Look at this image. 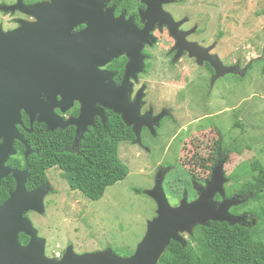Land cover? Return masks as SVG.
Listing matches in <instances>:
<instances>
[{"label":"water","instance_id":"1","mask_svg":"<svg viewBox=\"0 0 264 264\" xmlns=\"http://www.w3.org/2000/svg\"><path fill=\"white\" fill-rule=\"evenodd\" d=\"M50 1L27 7L22 0H17L13 7L2 9H19L29 15H38L39 25L34 31L39 34L24 35L21 28L6 33L0 31V184L8 175L15 181L14 190L0 205V264H157L171 241L185 247L186 237L183 234L191 236L198 225L208 226L210 222L239 224L240 217L229 212L231 206L239 204L236 198L223 199L220 203L213 200L216 193L223 195L225 183L222 168L218 166L211 180L199 190L197 200L188 202L184 193L179 205L174 208L169 206L166 199L163 177H157L153 189L148 193L157 204V216L147 224L145 235L131 256L119 257L111 249L78 255L71 247L60 258L45 256L46 242L37 236L26 214L44 212L43 196L47 192L46 188L28 191L27 169L7 165L9 158L16 155L15 142L24 146L25 159L33 153L18 130L19 127L24 128L22 113L29 121V128L25 129L27 133L32 131L34 122L46 125L48 131L73 126L76 145L88 127L94 125L95 117H100L105 125V111L109 110L121 116L123 123L132 128L135 141L140 142L141 128L153 130L162 116L158 119L139 116L140 98L133 104L127 102V76L122 85L116 87L111 74L98 70V67L117 58L125 50L130 59L126 66L127 75L142 71L141 49L137 46L132 52L135 49L134 42L147 41L148 32L155 22L168 27L170 34L177 40L180 53L187 51L198 63L206 61L210 64L214 70L212 82L224 75L234 74L237 68L226 67L216 54H208L215 45L201 48L194 43L189 46L181 43L183 35L177 27L183 21L175 23L171 15L161 8L162 4L173 0H144L147 8L140 16L142 21L147 22L139 37L134 39L133 34L126 32L132 21H124L123 15L114 18L112 8L103 15V0ZM85 23V30L74 36L69 35L73 26ZM57 39H62L60 45L56 44ZM58 47L61 50L54 51ZM77 65H82L84 70L79 80L74 69ZM75 101L80 103L77 117L63 121L54 112L59 109L65 113ZM19 234L29 238L26 245L20 244Z\"/></svg>","mask_w":264,"mask_h":264},{"label":"rangeland","instance_id":"2","mask_svg":"<svg viewBox=\"0 0 264 264\" xmlns=\"http://www.w3.org/2000/svg\"><path fill=\"white\" fill-rule=\"evenodd\" d=\"M26 1L29 0H22V3L27 7L51 2L42 0L26 4ZM16 2L17 0H0L2 12L0 21L6 26H11L13 20L18 18L17 23L20 26L16 29L21 28L22 34L32 32L35 25L22 20L21 14L36 21L38 15H29L19 9L2 10L13 7ZM175 2L177 5H169L166 9L175 18L185 19L186 24L183 25L185 31H179L183 35L182 44L189 46L194 43L204 48L203 46L217 41L213 52L218 58L221 57L225 65L234 64L238 59L241 66L247 65L242 71V76L227 74L225 78L220 79L215 84L210 98H196L193 92L187 94L193 101L211 102L210 115L215 121H225L227 125L237 122L239 111H244L246 119H242V129L234 128L232 135L228 136L229 139L235 135L243 139V142L238 144L241 153L232 156L228 171L242 161L246 162L239 171H247L248 163L254 160L264 166V0H175ZM171 36L174 38L172 34ZM175 41L177 47V40ZM146 43L149 47L154 45L155 37L152 36ZM170 43L171 41L163 35L158 45L150 49L151 58L148 62L150 67L147 74L142 76V80L148 84L149 101L155 111L163 105L162 103L175 101V93L182 87H187L188 92H191V88L197 82L195 77L203 74L192 60L196 58L190 56L182 57L176 65L168 64L164 50ZM184 52L188 54L187 51ZM179 58L178 51L175 60ZM258 58L262 60L254 62ZM141 62L144 65L143 60ZM196 62L198 63V60ZM224 88L229 90L226 95L227 98L230 97L229 100L225 98V101L232 103L234 108L232 113L237 112V116L231 117L229 113H222L224 106L221 104V97ZM166 107H169V104ZM163 114L164 112L159 113L154 119L163 117ZM188 121L186 116L181 122L179 118L164 121L158 127L154 126L153 130L148 127L140 130V142L134 140L120 143L118 156L128 168V175L123 181L107 188L98 201L91 202L79 192L71 191L61 179L60 171L57 168L49 169L48 188L43 196L44 212L26 214L36 229L37 236L46 242L45 256L57 257L69 247L78 255L93 254L106 249H111L119 257H127L133 253L145 235L147 224L157 216V204L154 198L148 195L157 177H163L166 199L169 206L174 208L180 202L175 196L186 193L188 197L183 178L194 177L198 173L202 175L203 166L202 171L200 169L197 171L196 168L197 154H203L201 151L203 148L199 149L201 138L194 136L195 132L189 134L182 147L178 148L180 153H177L180 138L170 132L172 128L179 130L189 127ZM177 122H180L179 125L172 126ZM214 136L216 137V133L212 134L210 137L212 140L207 143L203 155L205 162L210 160L209 148L217 138ZM193 147L197 154L192 152ZM170 165L176 169H169L165 177L160 169L164 170ZM181 178L182 183L177 181ZM261 205L264 208V201ZM183 237H186V234H183ZM159 263L160 259L157 264Z\"/></svg>","mask_w":264,"mask_h":264},{"label":"trees","instance_id":"3","mask_svg":"<svg viewBox=\"0 0 264 264\" xmlns=\"http://www.w3.org/2000/svg\"><path fill=\"white\" fill-rule=\"evenodd\" d=\"M116 11H132L136 16L139 0H108ZM262 60L255 59L254 62ZM252 65L249 66L251 68ZM211 71V69H210ZM106 122L96 121L84 134L78 148L71 150L74 140L73 127L49 132L43 124L34 123L30 133L19 128L33 153L23 157L24 146L14 143L16 155L9 158L7 165L12 168H26L29 174L26 189L32 191L43 187L48 182L47 171L57 168L60 177L69 189L79 192L91 202L100 200L106 189L123 181L128 175V168L118 156L120 143L134 141L135 135L122 119L112 111H105ZM22 122L28 127V119L22 114ZM238 150V146H237ZM247 181L243 188L246 193V207L253 213L256 222L248 228L238 224L210 222L208 226L198 225L193 234L185 238L182 247L171 241L160 257L162 264H264V166L256 160L247 165ZM239 168L233 177H239ZM237 179V178H236ZM239 180V179H238ZM237 181V180H236ZM15 188L11 175L2 179L0 184V205ZM240 192V190L231 189ZM175 197H180L177 195ZM21 245L28 242V237L19 234ZM133 253H130L131 256ZM127 256V257H129ZM159 263V264H160Z\"/></svg>","mask_w":264,"mask_h":264},{"label":"flooded vegetation","instance_id":"4","mask_svg":"<svg viewBox=\"0 0 264 264\" xmlns=\"http://www.w3.org/2000/svg\"><path fill=\"white\" fill-rule=\"evenodd\" d=\"M39 1H42V0H29V1H26L25 3L26 4H33V3H36ZM143 1L144 0H139V5L136 6V9H135L136 16L134 15V13L132 11L126 12L124 9H120V10L116 11V8L114 6L109 5L108 0H103L105 5L102 8L101 12L103 15H105L106 10L112 8L114 18H119L120 15H123L124 21L131 20L132 24H130V26L126 29V32L128 31L127 33L133 34V39H134L136 37H139L140 31L144 28V26L147 22V20L142 21L141 16H140L141 12L145 11L147 8V6L143 3ZM173 1L174 2H171L168 4H163L162 9L165 12H168L166 7H168L169 5H177L175 0H173ZM0 13L2 14V12H0ZM168 13L171 15V17L175 23H179V22L183 21V24L180 25L177 29L180 32H184L185 29L183 28V25L186 24L185 19H182V20L177 19L173 16V14H171L170 12H168ZM20 18L24 21L33 23V25H35V27L39 25V22L36 21V19H33V18L28 17L26 15L21 14ZM17 20H18V18H15L13 20V22L11 23V26L10 25L6 26L3 22L0 21V31L7 32V31H11V30L18 28L20 26V24L17 23ZM86 26H87L86 23L73 26L69 32V35L74 36V35L78 34L79 32H82L83 30L86 29ZM58 32H57V34L60 35V31H58ZM101 33H103L102 30H101ZM24 34H27V35L39 34V32H35L33 30L32 32H28V33H24ZM149 35L150 36L148 39H150L152 36L155 37L156 43L154 45H151L149 47V46H147L146 40L145 41H144V39L138 40V41L134 42V44H135L134 48L135 49L132 50V52H133L134 50H136L137 46H140L141 58H142L143 63H144V65L140 66V68H142L141 73L131 72L130 74L127 75L126 66H127L130 59L128 57V53L125 50H122V54L120 56H118L117 58H113L108 63H106L104 66L98 67V70L109 72L111 74V80L116 87H120L122 85L123 81L125 80V76H127L128 81H126V82L129 85V86H127L128 87L127 102H128V104H133L138 97L140 98V101L138 102V104H139V116H141V117L146 116L149 119H154V117L156 115H158L161 112H164V114H163L164 116L162 118H160L158 120V124H156L157 127L159 125H161V123L164 121L169 122L171 119L174 120L176 118H179L180 122H181L183 120V117L186 116L188 118L189 121L187 122V126H189L190 128L184 127L185 129L181 128L179 130H175L174 128H172L170 130V132H172V134H175L177 137L180 138V140H179L180 142H178V147H177V145L175 146V147H177V150H176L177 153H180L178 148L182 147V145L185 141V138L189 134L195 132L194 136H199L201 138L199 141L200 142L199 143V147H200L199 149L203 148V150L201 149V151H203V154L198 155L196 153V151H194V147H193L192 152L196 153L198 156V165L196 167L197 171L199 169L202 171V166H203L202 175H200L198 173V175H196L194 177L183 178L184 180L182 178L177 179V181H179V182H181L182 180H183V182H185V186H186L185 188H186L187 193H188L187 200L192 201V200H195L198 198L199 190L203 189L206 186V184L212 178V173H213L214 169L216 167L220 166L222 168V173H223V176L225 179V183L223 184V195L221 196L219 193H216L214 195L213 200L217 203H220L223 199H231L233 197L236 198V200L239 201V204L231 206L229 209V212L234 216L240 217L238 226L240 225L241 227L248 228L250 225H252L254 222H256V218L254 217L253 213L248 212L246 204H245L247 201V196H246V193H243L244 192L243 188L245 187L244 185L246 184V181L248 178L247 171L240 170L239 177H233L232 176L233 172L236 171L238 168L241 169L243 167L242 165L246 161L239 162L237 165L234 166L233 169L228 171V167L231 165L232 156L233 155H239L241 153V150L239 149L238 144L243 142L242 141L243 139L238 137V136L236 137V135L235 136L233 135L234 137H231L230 139L228 136L232 135V130L234 128H239L240 130L242 129V127H243L242 126L243 125L242 119L243 118L246 119V116H244V111H239L238 114H240V115L238 116V121L234 118L237 122H232L229 125H227L225 121H220V122L215 121L213 116L210 115V110H211L210 107L212 104L211 102L193 101L192 98L188 97V95L193 92V94L196 96V98H200V97L204 98V99L210 98L212 96V92H213L215 84L220 79L225 78L227 75L219 77L218 79H216L215 81L212 82V76L214 75V70L210 66V64L206 61H203L201 63H197L196 59H192L194 61V63L196 64V66L203 71V74L200 77L199 76L195 77V80L197 82L194 83L195 86L193 88H191L192 91L188 92L187 87H185V86L182 87V89H180L178 92L175 93V99H176L175 101L162 103L163 105H161L160 108L157 111H155L153 104L149 101L150 91L148 89V84H147V82L142 80V76L147 74L149 67H150V65L148 63L149 59L151 58L150 49L157 46L160 39H162V36L165 35L166 39L171 41L169 46L166 47V49L164 50L166 52L167 57H168V64L176 65L182 59V57H189V55L186 52L181 51L180 58L175 60V56H176L177 52L179 51V49L176 47V41L171 36L170 31L165 24H160L159 22H155L153 29L149 32ZM61 43H62V39H59V40L57 39L56 44L60 45ZM213 45H215V46L213 47L212 50H210L208 52L209 55L216 54L213 51L217 46V41H214L212 44H207V45L203 46L204 48H209ZM59 50H61L60 47H58V50L56 49L54 51H59ZM136 58H137V56H136ZM219 59L224 66L235 65L237 67V69L235 70V73L233 75L237 76V77H239L242 74L243 69L247 66L246 64H244L245 66L244 65L241 66L240 62H239L240 59H238L234 64H228V65H225V63L222 61L220 56H219ZM74 69L77 71V74H78L77 80H79V76L81 74H83V72H84L83 66L80 65ZM210 69H211V71H210ZM71 72H72V70H71ZM236 73H239V74H236ZM228 75H232V74H228ZM84 79L87 82V77H85ZM226 92L229 93V90L224 88L223 97H221L222 98L221 104L224 106L222 113L223 114L229 113V114H231V117L237 116V112L232 113V110L234 109L232 107V103H230L229 101H225V98H227ZM189 99H191V100H189ZM227 99L229 100L230 97ZM58 100H59V98H58ZM164 104L166 106L169 104V107L164 106ZM54 112L59 117H61L63 119V121H67L68 119L75 118L79 115L80 103L75 101L73 103V106L70 109H68L65 113H61V111L59 109H55ZM116 115H118L121 118V116L119 114H116ZM96 121L101 122L100 117H98V116L95 117L93 120V124H95ZM180 122H177L175 124L173 123L172 126L179 125ZM34 123H37V122H34ZM38 124H42V123H38ZM44 126L46 129V125H44ZM68 127H73V126H67L63 129L56 128L55 130L49 131V132L65 130ZM19 128H18V130H19ZM28 128H29V121H28V127L24 126V128H20V129H22L24 132H26L25 129H28ZM90 128L91 127H88L87 132L89 131ZM145 128L146 127H142L141 130H143ZM73 131H74V137H75V128L74 127H73ZM131 131H132V128H131ZM155 132H156V130H155ZM132 133H133V131H132ZM215 133H216V137H217L216 138L214 136L216 138V141L209 148L210 149V151H209L210 160H209V162H207V161L205 162V157L203 155L205 154L207 143H208V141L212 140V138H210V137L212 136V134L214 135ZM232 141H233V143H232ZM78 144L74 145V140H73L71 150L77 149ZM237 146H238V150H237ZM23 157H24V152H23ZM171 168L176 169L173 165H170V166H167L166 168H164V170L160 169V171L165 176V174L168 173L169 169H171ZM43 187L48 188V182L45 183V185ZM231 189H234V190L239 189L240 192L232 191V193L228 196L227 193ZM181 198H182V194H180V197L178 199L181 200ZM179 200H178V202H179ZM28 241H29V238H28ZM64 252H65V249L61 253H59L57 258H60L64 254Z\"/></svg>","mask_w":264,"mask_h":264}]
</instances>
